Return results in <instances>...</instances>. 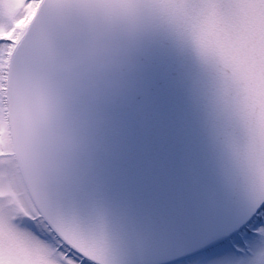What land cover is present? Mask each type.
I'll return each mask as SVG.
<instances>
[{"label":"water","instance_id":"95a60500","mask_svg":"<svg viewBox=\"0 0 264 264\" xmlns=\"http://www.w3.org/2000/svg\"><path fill=\"white\" fill-rule=\"evenodd\" d=\"M17 163L93 264H174L264 207V0H41L10 59Z\"/></svg>","mask_w":264,"mask_h":264},{"label":"rangeland","instance_id":"374dc122","mask_svg":"<svg viewBox=\"0 0 264 264\" xmlns=\"http://www.w3.org/2000/svg\"><path fill=\"white\" fill-rule=\"evenodd\" d=\"M40 2L0 0V264H93L64 244L41 217L13 147L7 107L8 68ZM174 264H264V207L240 234L215 252Z\"/></svg>","mask_w":264,"mask_h":264},{"label":"trees","instance_id":"16d2710c","mask_svg":"<svg viewBox=\"0 0 264 264\" xmlns=\"http://www.w3.org/2000/svg\"><path fill=\"white\" fill-rule=\"evenodd\" d=\"M23 32H24V30H23ZM217 249H218V248H216V249H214V250H211V251H209V252H207V253L215 252Z\"/></svg>","mask_w":264,"mask_h":264}]
</instances>
